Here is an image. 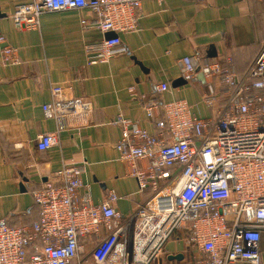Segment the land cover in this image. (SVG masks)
I'll return each instance as SVG.
<instances>
[{
    "label": "built area",
    "instance_id": "obj_1",
    "mask_svg": "<svg viewBox=\"0 0 264 264\" xmlns=\"http://www.w3.org/2000/svg\"><path fill=\"white\" fill-rule=\"evenodd\" d=\"M143 1L32 0L18 5L12 19L18 29H38L44 13L87 10L94 21L82 20L84 27L115 33L86 45L88 62L108 63L128 53L119 34L139 30ZM0 53L4 63L19 62L18 49L1 32ZM232 62L202 55L181 61L187 82L204 76L208 107L219 99L214 82L226 87L225 105L212 118L174 100L146 105L149 117L162 110L155 133L121 114L114 121L122 130L120 160L131 166L139 190L153 193L146 203L129 215L116 209L114 192L94 203L85 166L64 161L32 191L36 221L0 222V264H162V258L166 264L174 237L197 264H264V47L242 79ZM169 89L167 82L156 86L157 93ZM51 96L42 108L56 130L39 137V151L56 145L72 118L90 119L93 111L86 99L66 97L61 85L51 86Z\"/></svg>",
    "mask_w": 264,
    "mask_h": 264
},
{
    "label": "crops",
    "instance_id": "obj_2",
    "mask_svg": "<svg viewBox=\"0 0 264 264\" xmlns=\"http://www.w3.org/2000/svg\"><path fill=\"white\" fill-rule=\"evenodd\" d=\"M31 1L0 0V32L19 51L16 64L4 63L0 53V222L10 225L38 219L32 191L52 179L64 161L85 166L83 181L94 203L114 192L120 213L136 211L153 193L140 191L131 166L120 160L116 145L122 130L114 121L121 114L155 133L162 110L149 117L146 105L174 100H186L195 116L212 118L225 105L226 87L214 82L219 99L208 107L203 75L180 82L182 59L202 55L225 64L231 59L242 79L264 47V0H144L139 30L119 34L128 53L90 64L86 45L107 35L84 27L82 20L92 23L94 16L87 10L47 12L38 29H18L12 14ZM164 82L170 89L157 93ZM52 85L63 86L68 98L86 99L93 111L90 119L72 118L58 143L39 151V137L56 130L42 108L52 99ZM182 249L173 240L166 246L168 254Z\"/></svg>",
    "mask_w": 264,
    "mask_h": 264
},
{
    "label": "water",
    "instance_id": "obj_3",
    "mask_svg": "<svg viewBox=\"0 0 264 264\" xmlns=\"http://www.w3.org/2000/svg\"><path fill=\"white\" fill-rule=\"evenodd\" d=\"M0 16H2L1 13H0ZM112 36H115V33L109 32V33H107L106 38H110ZM180 82H183V84H186L185 80L180 81ZM167 259L169 261H182L184 259V254L183 253L170 254V255L167 256Z\"/></svg>",
    "mask_w": 264,
    "mask_h": 264
},
{
    "label": "rangeland",
    "instance_id": "obj_4",
    "mask_svg": "<svg viewBox=\"0 0 264 264\" xmlns=\"http://www.w3.org/2000/svg\"><path fill=\"white\" fill-rule=\"evenodd\" d=\"M174 238H173V240H175ZM181 253L184 254V259L182 261H174L173 264H197L188 251H181ZM163 260L164 259L162 258V261Z\"/></svg>",
    "mask_w": 264,
    "mask_h": 264
},
{
    "label": "trees",
    "instance_id": "obj_5",
    "mask_svg": "<svg viewBox=\"0 0 264 264\" xmlns=\"http://www.w3.org/2000/svg\"><path fill=\"white\" fill-rule=\"evenodd\" d=\"M180 263V262H179Z\"/></svg>",
    "mask_w": 264,
    "mask_h": 264
}]
</instances>
